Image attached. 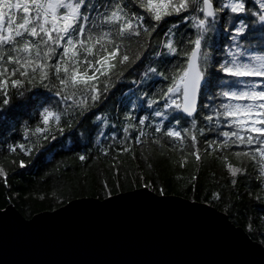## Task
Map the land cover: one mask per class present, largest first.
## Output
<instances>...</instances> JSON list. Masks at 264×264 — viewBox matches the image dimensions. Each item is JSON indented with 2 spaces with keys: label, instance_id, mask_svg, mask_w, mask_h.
<instances>
[{
  "label": "snow or ice",
  "instance_id": "obj_1",
  "mask_svg": "<svg viewBox=\"0 0 264 264\" xmlns=\"http://www.w3.org/2000/svg\"><path fill=\"white\" fill-rule=\"evenodd\" d=\"M181 24L193 31L181 32ZM145 61L131 81L140 94H122V119L111 124L94 112ZM29 93L42 101L39 121L25 123L9 153L29 155L66 130L75 135L92 113L103 125L95 140L101 155L151 145L178 150L183 160L214 156L232 186L247 174V160L264 190V0H0V117ZM0 176L7 178L2 165Z\"/></svg>",
  "mask_w": 264,
  "mask_h": 264
},
{
  "label": "trees",
  "instance_id": "obj_2",
  "mask_svg": "<svg viewBox=\"0 0 264 264\" xmlns=\"http://www.w3.org/2000/svg\"><path fill=\"white\" fill-rule=\"evenodd\" d=\"M167 19L171 23L177 22L179 17ZM165 30L162 28L159 31L162 33ZM180 31L191 33L193 30L181 24ZM211 35L213 41L227 43L223 34ZM160 39L163 40L162 34ZM250 42L258 46V41ZM149 63L145 61L137 72L130 76L126 74V81L117 86L120 91L114 90L115 97L94 112L107 115L111 124L117 122L118 114L122 119V94H128L129 89L140 94L131 81L138 80ZM151 66L158 64L151 62ZM140 89L148 90L143 85ZM29 96L31 93L15 99L12 106L5 110L6 118L0 117V165L7 177L5 180L0 176V209L12 203L25 218H31L39 212L55 210L77 198L104 199L109 197V191L110 196H113L148 185L146 188L157 195H161L160 189H163L164 195L179 196L216 208L264 247V190L251 162L245 161L247 174L238 176L237 184L232 186L230 175L214 156L202 157L200 162L194 157L183 160L178 150H172L171 147L161 150L151 145L135 146L134 155L124 153L116 156L111 153L104 156L98 152L99 146L95 143L103 125L94 121L92 113L88 114V119L75 126V135L66 130L64 135L54 141H41L42 146L34 148L29 155L9 153V144L21 142L25 123L32 128L38 124L42 101H29ZM136 114L147 115L149 112L137 111ZM105 131L112 132L114 129L109 127ZM101 142L109 143L103 138ZM85 152L91 153L90 158L79 161L78 156ZM230 159L236 164L234 158ZM21 160L25 167H20ZM213 193H220L221 199L214 200Z\"/></svg>",
  "mask_w": 264,
  "mask_h": 264
},
{
  "label": "water",
  "instance_id": "obj_3",
  "mask_svg": "<svg viewBox=\"0 0 264 264\" xmlns=\"http://www.w3.org/2000/svg\"><path fill=\"white\" fill-rule=\"evenodd\" d=\"M0 264H264V247L206 203L143 187L31 218L9 203Z\"/></svg>",
  "mask_w": 264,
  "mask_h": 264
}]
</instances>
